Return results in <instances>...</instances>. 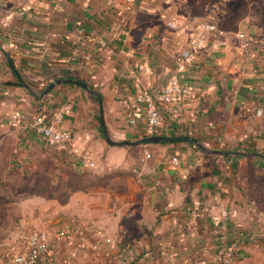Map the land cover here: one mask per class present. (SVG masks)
<instances>
[{"label": "crops", "instance_id": "obj_1", "mask_svg": "<svg viewBox=\"0 0 264 264\" xmlns=\"http://www.w3.org/2000/svg\"><path fill=\"white\" fill-rule=\"evenodd\" d=\"M161 4L0 0V143L12 144L9 150L0 147L1 169L8 171L11 156L15 171L54 161L62 173H72L54 183L55 195L30 188L19 196L0 191V264H13L9 251L24 231L66 224L75 226V235L54 243L51 259L41 264H195L212 256L225 234L211 220L219 204L231 212L227 238L242 236L234 264H264V38L244 30L257 42L243 58L235 39L239 31L211 18L221 33L185 64L183 50L196 30L193 24L170 29ZM10 58L35 94L21 85ZM66 74L102 93L114 141L148 136L145 123L127 121L137 92L160 91L179 76L193 86L192 95L161 105L158 135L197 141L151 144L150 158L149 149L140 157V145L109 144L97 97L87 89L65 82L40 96ZM67 103L73 112L64 124L76 152L46 145L31 126L38 111ZM15 116L17 126L11 124ZM84 150L91 151L94 166L80 164ZM238 153L243 158L234 166ZM45 205L50 211H42Z\"/></svg>", "mask_w": 264, "mask_h": 264}, {"label": "built area", "instance_id": "obj_2", "mask_svg": "<svg viewBox=\"0 0 264 264\" xmlns=\"http://www.w3.org/2000/svg\"><path fill=\"white\" fill-rule=\"evenodd\" d=\"M127 4L135 3L137 0H125ZM155 3V0H150ZM162 2L161 16L166 25L178 31L188 24H193L196 30L191 36L188 45L183 50L181 59L185 64L193 63L199 51L208 47V40L220 34L218 24L214 20L203 19L196 21L192 17L190 0H157ZM167 11V12H166ZM235 39L239 41V55H246V49L256 39L241 31L235 34ZM243 57V58H244ZM193 86L183 81L179 76H173L168 83L160 90L140 89L136 96V105L128 114V123L138 125L143 122L147 126V135H158L163 126V115L161 105L173 102H183L192 95ZM73 112L71 103L64 104L61 107L52 110L38 111L32 121V128L39 135L42 142L50 147H55L59 151L69 152L73 149L74 135L72 131L65 126V120ZM11 124L19 125L17 116ZM80 164L83 166H94L92 153L90 150H84L79 156ZM146 157L151 154L146 152ZM172 163L178 165V157H172ZM202 201L196 199L194 206L200 209ZM231 219V212L226 205L219 204L218 211L211 216V220L217 228L225 234L219 239L215 253L212 256H204L195 262V264H234L236 257L241 251V238L238 236L228 239L226 232ZM76 228L72 224H66L61 229H32L24 231L21 237L11 246L9 254L13 264H40L43 259H51V249L54 243L63 240H69L75 235ZM110 242V239H107Z\"/></svg>", "mask_w": 264, "mask_h": 264}, {"label": "rangeland", "instance_id": "obj_3", "mask_svg": "<svg viewBox=\"0 0 264 264\" xmlns=\"http://www.w3.org/2000/svg\"><path fill=\"white\" fill-rule=\"evenodd\" d=\"M190 4L193 18H213L216 20L218 17L217 19L225 30L235 32L250 30V32H256V34L264 38V0H190ZM211 9L218 12L216 13L217 16L216 14L214 15L209 13ZM94 100L96 99L94 98ZM96 103L98 104L97 101ZM5 131H10V129L6 128ZM11 145L12 144L7 141L0 143V147L3 148L2 150L11 149ZM138 147L140 153L139 155L143 158L146 149H149L148 152L150 154H154L155 152V146L140 145ZM6 162L8 164V171L1 169L2 163L0 162V191L3 196H7L8 194L12 196H19L22 195L23 191L27 190V188H30L32 191L36 190L38 192L37 195H55L58 193L59 188H56L53 185L58 181V178L62 179L66 176L70 177L72 174L71 172L69 174L62 173L63 171H60L54 161H40L36 167L34 166L30 169L22 168L19 171H15L14 168H12L11 156L6 158ZM33 187L35 189H33ZM11 188L12 191H10ZM6 191L10 192L7 193ZM48 207V205L47 207L45 205L46 210L42 211H50L47 210ZM37 209L40 213V206H38ZM39 229L57 230L58 228L44 227ZM245 264L262 263L257 260H246Z\"/></svg>", "mask_w": 264, "mask_h": 264}, {"label": "water", "instance_id": "obj_4", "mask_svg": "<svg viewBox=\"0 0 264 264\" xmlns=\"http://www.w3.org/2000/svg\"><path fill=\"white\" fill-rule=\"evenodd\" d=\"M10 63L12 66V69L16 73L18 79L21 81V85L29 89L32 93L35 94V92L29 87L27 83L23 81V78L21 74L18 72L16 69L15 65L13 64L12 59L10 58ZM69 82L72 84L79 85L85 89H87L92 95H96L99 106H100V118H101V126L103 129V134L105 136L106 141L111 144V145H116V146H137V145H151V144H157V143H173V142H179V141H194L196 142L197 139L190 136V135H182V136H166V135H149L145 136L141 139L138 140H120V141H114L111 139V136L109 134L108 128L106 126L105 122V111H104V99L102 96L98 94V91L95 89H90L88 83L85 81H82L80 79H56L52 81L48 87L40 94V96H45L49 94L57 85L61 83ZM215 153L218 154H226L224 151L221 150H214Z\"/></svg>", "mask_w": 264, "mask_h": 264}, {"label": "trees", "instance_id": "obj_5", "mask_svg": "<svg viewBox=\"0 0 264 264\" xmlns=\"http://www.w3.org/2000/svg\"><path fill=\"white\" fill-rule=\"evenodd\" d=\"M70 78H73L71 75H68V74H66L62 79H70ZM55 79H60L59 77H55ZM79 88H80V86H78ZM93 88V87H92ZM98 94L100 95V96H102L103 97V95H102V93L101 92H98ZM96 96V95H95ZM94 96V97H95ZM216 150H221V149H216ZM221 151H224V150H221ZM225 152V151H224ZM241 158H243V155H241L240 153H238V154H235L234 156H233V165L234 166H237L238 165V162H239V160L241 159ZM7 196H9V195H7ZM242 242H241V249H242ZM40 264H41V262H40Z\"/></svg>", "mask_w": 264, "mask_h": 264}]
</instances>
